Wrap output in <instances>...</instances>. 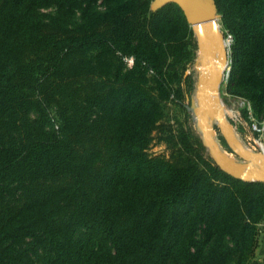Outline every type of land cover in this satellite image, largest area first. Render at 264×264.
<instances>
[{"label":"trees","instance_id":"trees-1","mask_svg":"<svg viewBox=\"0 0 264 264\" xmlns=\"http://www.w3.org/2000/svg\"><path fill=\"white\" fill-rule=\"evenodd\" d=\"M152 1L0 0V264L254 259L264 181L207 151L186 107L192 27ZM216 3L233 35L228 92L261 120L264 0ZM171 121L170 155L149 153Z\"/></svg>","mask_w":264,"mask_h":264},{"label":"rangeland","instance_id":"rangeland-1","mask_svg":"<svg viewBox=\"0 0 264 264\" xmlns=\"http://www.w3.org/2000/svg\"><path fill=\"white\" fill-rule=\"evenodd\" d=\"M101 8V5H100ZM46 12L52 11V9H46ZM215 24L217 25V31L220 36V40L225 39V33L228 31L222 24L221 16H219ZM192 27V26H191ZM212 29V28H210ZM213 30V29H212ZM193 37L196 38L197 48L193 50V56L191 61H187V73L192 75L193 78V90L191 94L190 104L186 103V107L191 115V124L193 128L201 135L204 142L206 136L203 133V123L200 119V84L203 78L201 67L203 64V54H202V42L199 37V32H195L192 27ZM215 32V31H214ZM230 32V31H229ZM217 38V35L214 33ZM191 49V46H189ZM226 49V48H225ZM215 57V53H214ZM132 58H126L127 65L130 67L133 64L131 62ZM219 94L223 101L225 108L224 118L228 125L227 132L234 138V140L227 139L218 123V119L208 120V127L212 132V138L214 142L225 152V154L232 159L235 163L247 165L246 170L251 171L255 175L259 176L261 171H264V135L259 140V135L252 129L251 118L248 108V101L239 96H234L228 92V82L219 83ZM248 114V115H246ZM211 115V114H210ZM255 120H259L254 116ZM170 123L165 124L162 129L155 130L152 134L153 140L151 141L149 147V153L151 154H164L166 156L170 155V149L168 148L166 142L162 139V136L171 131L174 132L177 129V125ZM172 127L170 128L169 126ZM207 151L210 153V149L207 147ZM263 223V222H262ZM261 223V224H262ZM261 228V225H260Z\"/></svg>","mask_w":264,"mask_h":264},{"label":"bare ground","instance_id":"bare-ground-1","mask_svg":"<svg viewBox=\"0 0 264 264\" xmlns=\"http://www.w3.org/2000/svg\"><path fill=\"white\" fill-rule=\"evenodd\" d=\"M214 23L206 24L204 28L199 30V37L202 42V54L204 58L201 67L203 78L200 84L201 93L199 95V110L201 123H203L202 130L210 143L214 141L212 138V132L208 128L210 127L208 126V120L210 117H212V119L217 118L220 125L222 124L226 127V129L228 128L226 119L224 118L226 110L224 108L223 101L220 98L219 84L216 82V75L222 72L226 67L223 54L224 44L219 39L220 36L218 31L214 32V30L210 29L212 27L217 28V25ZM214 33L217 35V38L214 36Z\"/></svg>","mask_w":264,"mask_h":264},{"label":"water","instance_id":"water-1","mask_svg":"<svg viewBox=\"0 0 264 264\" xmlns=\"http://www.w3.org/2000/svg\"><path fill=\"white\" fill-rule=\"evenodd\" d=\"M169 3H176L182 9L195 32H199V30L204 28L206 24L214 23L216 19L221 16L218 12L216 0H153L151 8L152 10H157ZM212 29L217 31L216 27H212ZM224 57H226L225 54ZM221 78L222 72L216 75V82L220 83ZM221 128L227 139L234 140V138L227 132L224 125L221 124ZM204 143L210 149V154L216 163L230 175L246 181H264V171H261L259 176L255 175L251 171L246 170L247 165L238 164L232 161L216 142L213 141L210 143L206 138Z\"/></svg>","mask_w":264,"mask_h":264},{"label":"built area","instance_id":"built-area-1","mask_svg":"<svg viewBox=\"0 0 264 264\" xmlns=\"http://www.w3.org/2000/svg\"><path fill=\"white\" fill-rule=\"evenodd\" d=\"M222 43L224 44L223 54L226 55V57H224L225 62H226V67L222 71V78H221L220 83L221 82H229L230 75H231V69H232L231 51H232L233 35L229 31H226L225 39L222 40ZM132 61L133 60H131V62ZM248 108H249L250 118L252 120L251 121L252 129L254 130V132L257 133V135L260 136L259 140H261V138L264 135V118L261 120H255L253 117L252 108H251L250 103H248ZM261 144H263V143H261Z\"/></svg>","mask_w":264,"mask_h":264},{"label":"crops","instance_id":"crops-1","mask_svg":"<svg viewBox=\"0 0 264 264\" xmlns=\"http://www.w3.org/2000/svg\"><path fill=\"white\" fill-rule=\"evenodd\" d=\"M249 264H264V222L261 224V233L255 257Z\"/></svg>","mask_w":264,"mask_h":264}]
</instances>
